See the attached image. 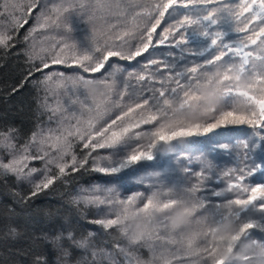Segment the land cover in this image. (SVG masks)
<instances>
[{"label":"snow or ice","instance_id":"snow-or-ice-1","mask_svg":"<svg viewBox=\"0 0 264 264\" xmlns=\"http://www.w3.org/2000/svg\"><path fill=\"white\" fill-rule=\"evenodd\" d=\"M77 5L90 7V19L101 22L92 45L83 51L63 40L39 49L33 45L30 59L39 60L42 68L38 72L52 65L78 70L72 75L49 71L41 83L52 97L71 92L76 96L72 102L79 103L81 111L62 117L55 129L33 133L7 163L0 159V174L31 177L39 170L29 168L30 161H45L46 172L35 184V196L60 177L85 169L89 161L92 171L120 188L135 172L160 167L161 171L149 174L157 179L146 186L147 195L133 192L119 198L114 188L97 186L89 195L78 197V202L116 209L114 217L92 222L104 229L117 228L128 239L127 248L117 246L124 264H231L218 251H238L244 242L251 248L241 255L245 264H251L257 251L264 252V238H253L255 232L264 234V183L245 184L264 168V0H60L51 8L40 0H4L0 17H8L18 30L28 22L25 13L30 16L39 8L37 25L31 30L35 33L59 27ZM162 24L166 26L157 32ZM12 39L9 30L0 26V46L10 47ZM86 85H99L94 96L88 94ZM118 87L119 98L115 99ZM48 107L53 116L65 111L59 100L55 107ZM116 111L115 118L105 119ZM242 126L246 130L233 137L234 143L215 139ZM0 136L7 143L11 132ZM73 139L88 150L82 160L72 151ZM201 140L211 145L209 154L218 150L229 156L235 153L243 166L217 173L211 163L197 157L201 168L194 171L193 158L188 156L182 170L195 182L190 186L171 182L176 169L161 158L180 145ZM34 146H38L35 156L30 151ZM255 149L260 152L259 163L253 160L249 166ZM98 150L109 151L94 155ZM70 154L71 159H66ZM49 165H55L59 176L48 174ZM213 177L217 183L226 181L227 186L210 188ZM145 179L140 176L136 183ZM229 193L236 195L229 198ZM178 206L183 207L188 223L196 221V231L181 234L164 220L153 224L156 213ZM130 213L143 215L146 221L135 238H129L125 227ZM226 221L236 231L216 236V229ZM68 238L72 239L71 233ZM138 244L148 246L150 259L142 260L131 251ZM77 246L87 247V240ZM97 255L93 251L92 256Z\"/></svg>","mask_w":264,"mask_h":264},{"label":"trees","instance_id":"trees-1","mask_svg":"<svg viewBox=\"0 0 264 264\" xmlns=\"http://www.w3.org/2000/svg\"><path fill=\"white\" fill-rule=\"evenodd\" d=\"M3 2L4 0H0V3ZM23 2L26 3L27 0ZM40 3L51 8L53 4L60 3V0H40ZM39 11V8L36 9L30 16L25 13L28 22L18 30L10 23L8 17H0V26L6 27L13 36L10 47L0 46V133L11 132L7 143L2 142L3 137L0 136V159L5 163L13 154L22 151L33 133L39 134L41 131L46 133L49 128L55 129L62 117L69 116L73 112L79 114L81 111L80 104L72 102L76 96L71 92L62 91L58 96L52 97L41 83L44 75L49 71H62L66 75H72L78 70L64 65H52L50 69L38 72L36 69L42 68L39 60L30 59L33 45L39 49L63 40L69 45H75L77 50L83 51L92 45L94 33L101 28V22L90 19V7L81 9L77 5L65 15L59 27L53 26L31 33L37 25ZM164 26L166 25L162 24L157 32L162 31ZM153 38H156L155 34ZM132 43L135 44L136 41ZM167 50L160 49V51ZM116 62L126 64V62ZM119 91L120 87L116 90L115 99L119 98ZM80 99H83V96ZM57 100L65 111L53 116L48 105L55 107ZM88 103H91V100ZM117 114L118 111L113 112L105 119L115 118ZM50 117L53 118L50 120ZM245 130L246 127L242 126L215 139L220 143H234L233 137ZM8 144L14 145V150L10 149ZM72 144L73 153L78 159H84L88 150L83 149L82 143L76 139L72 140ZM37 147L30 149L33 156L38 155ZM210 147L211 145L201 140L200 143L180 145L178 149L162 157L164 164L171 161L176 169L175 173L170 175L171 182H182L183 185L189 186L195 182L194 177L186 175L182 170L183 166L187 165L188 156L193 158L194 171H199L201 168V165L195 162L197 157L211 163L217 173L237 164L243 166L242 159H237L235 153L229 156L226 152L218 150L209 154ZM108 151L98 150L94 155L107 154ZM259 155V149H255L250 154L249 166H252L253 160L259 163ZM182 156L185 158L178 162L177 157ZM66 159L70 160L71 154ZM154 163L145 162L146 165ZM29 168H36L39 171L31 177L20 178L11 173L0 174V264H36L37 258L40 259V264H124L123 256L119 254L117 246L127 248L128 239L122 236L117 228L104 229L92 222L96 219L114 217L116 209L108 205L78 202V197L89 195V190L97 186L114 188V195L119 198L131 195L133 192H144L147 195L146 186L157 179L149 174L161 171V168L149 166L130 175L124 185V188L128 189L125 191L124 188L109 183L108 177L92 171V163L89 161L85 169L60 177L48 189L38 192L35 196H32V192L35 190V184L45 175V161H30ZM48 168L49 175L59 176L55 165H49ZM140 176H145L147 179L144 183L137 184L136 180ZM256 183H264V168L245 181V184L250 186H255ZM226 186V181L217 183L215 177L209 181L210 188L222 189ZM235 195L236 193H229L228 197L234 198ZM69 233L72 234V239L68 238ZM253 238H264V234L255 232ZM83 240H87V247H78L77 242ZM93 251L98 254L95 258L92 256ZM131 251L142 260L151 257L146 244L134 245ZM100 255L104 257L101 258Z\"/></svg>","mask_w":264,"mask_h":264},{"label":"clouds","instance_id":"clouds-1","mask_svg":"<svg viewBox=\"0 0 264 264\" xmlns=\"http://www.w3.org/2000/svg\"><path fill=\"white\" fill-rule=\"evenodd\" d=\"M98 88L99 85H86V90L90 96H94L95 91ZM159 220H164L169 228H175L181 234L196 231L199 227L195 220L188 223V217L184 215L183 207L179 206L169 209L163 213H156L153 217V224H157ZM145 226L146 221L143 215L133 216L131 213L129 214L127 224L125 225L128 229L129 238H135L140 231L145 228ZM235 231V227L226 221L216 229L214 234L216 236H226ZM250 248V243L244 242L240 244V249L238 251L228 253L227 251L221 249L218 251V255L226 261H230L231 264H245L241 253ZM251 264H264V252L257 251Z\"/></svg>","mask_w":264,"mask_h":264},{"label":"rangeland","instance_id":"rangeland-1","mask_svg":"<svg viewBox=\"0 0 264 264\" xmlns=\"http://www.w3.org/2000/svg\"><path fill=\"white\" fill-rule=\"evenodd\" d=\"M100 256H102V255H100ZM105 256H107V255H105ZM104 256H102L101 258H103Z\"/></svg>","mask_w":264,"mask_h":264}]
</instances>
